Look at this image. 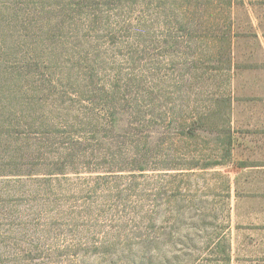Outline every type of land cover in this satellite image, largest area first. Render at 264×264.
<instances>
[{"label": "rangeland", "instance_id": "obj_1", "mask_svg": "<svg viewBox=\"0 0 264 264\" xmlns=\"http://www.w3.org/2000/svg\"><path fill=\"white\" fill-rule=\"evenodd\" d=\"M0 264H264V0H0Z\"/></svg>", "mask_w": 264, "mask_h": 264}, {"label": "trees", "instance_id": "obj_2", "mask_svg": "<svg viewBox=\"0 0 264 264\" xmlns=\"http://www.w3.org/2000/svg\"><path fill=\"white\" fill-rule=\"evenodd\" d=\"M114 91V87L113 88H111V90H105V89H103L102 90V93L104 94V96H105V99H106V102H107V105L104 107V108H106V109H104V110H108V109H111V107H113L112 106V104H111V99H114L115 98V96H117V92H113ZM124 94H125V92H124ZM123 94V95H124ZM114 95V96H113ZM121 100H124V99H121ZM121 100H119V101H121ZM113 105H115V104H113ZM115 107L116 106H114L112 109H115ZM61 110H65V111H70V110H72L71 109V106H69V107H67V106H65V105H63L62 107H61ZM73 117V116H72ZM95 118L97 119V116H95ZM73 122V123H72ZM72 122H70L71 124H69L67 121L63 124L64 126H66V127H69V128H71V129H73L74 127H78L79 125V123L76 121V118L74 119V117L72 118ZM117 122V120L114 118V116H113V113H104V116L103 117H101V118H99V119H97V121L95 122L96 123V126H108V127H111V125H114L115 123ZM80 124H82L81 122H80ZM52 125H54V124H52ZM195 125V123L193 122V121H191V122H189V124H187V127H188V130L187 131H189L190 132V130H191V127L192 126H194ZM190 133H192V131L190 132ZM190 135V134H189ZM192 135V134H191ZM227 144L230 146L231 145V139L230 138H228V142H227ZM132 154V155H131ZM128 155V154H127ZM129 155H131L130 157L131 158H137V157H139V158H144L143 156H140V155H135V151H133V152H131V151H129ZM138 171H144V169H145V165L144 164H141V162L138 164Z\"/></svg>", "mask_w": 264, "mask_h": 264}]
</instances>
